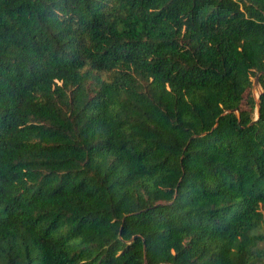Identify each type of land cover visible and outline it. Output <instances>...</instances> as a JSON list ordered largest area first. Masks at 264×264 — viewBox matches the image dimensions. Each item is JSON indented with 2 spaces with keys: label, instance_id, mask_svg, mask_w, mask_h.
<instances>
[{
  "label": "trees",
  "instance_id": "16d2710c",
  "mask_svg": "<svg viewBox=\"0 0 264 264\" xmlns=\"http://www.w3.org/2000/svg\"><path fill=\"white\" fill-rule=\"evenodd\" d=\"M263 211L264 0H0V264H264Z\"/></svg>",
  "mask_w": 264,
  "mask_h": 264
},
{
  "label": "rangeland",
  "instance_id": "374dc122",
  "mask_svg": "<svg viewBox=\"0 0 264 264\" xmlns=\"http://www.w3.org/2000/svg\"><path fill=\"white\" fill-rule=\"evenodd\" d=\"M254 80V78H253ZM261 91V88L259 86V84H256V85H252L251 89H250V94L255 98V100H257V96L259 95V92ZM245 103L242 102V107H245L244 105ZM255 113H256V108L254 109V116H255ZM263 215H264V211H263ZM262 231L264 233V221L262 223ZM262 245H264V240L262 242Z\"/></svg>",
  "mask_w": 264,
  "mask_h": 264
},
{
  "label": "water",
  "instance_id": "95a60500",
  "mask_svg": "<svg viewBox=\"0 0 264 264\" xmlns=\"http://www.w3.org/2000/svg\"><path fill=\"white\" fill-rule=\"evenodd\" d=\"M259 75H260V74H257V75L254 77L253 85L258 84V76H259ZM260 92H261V91H260ZM260 92H259V94H260ZM258 99H259V95L257 96V101H258ZM236 112H237V111H236ZM258 116H259V107H258V105H257V106H256V113H255V116H254L253 121L257 120Z\"/></svg>",
  "mask_w": 264,
  "mask_h": 264
}]
</instances>
